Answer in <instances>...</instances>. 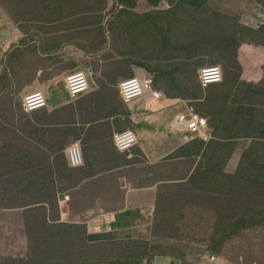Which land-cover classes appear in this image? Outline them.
Masks as SVG:
<instances>
[{
  "label": "trees",
  "instance_id": "16d2710c",
  "mask_svg": "<svg viewBox=\"0 0 264 264\" xmlns=\"http://www.w3.org/2000/svg\"><path fill=\"white\" fill-rule=\"evenodd\" d=\"M137 1L115 0L114 6L106 12L113 18L107 19L102 11L108 0H0L4 16L11 18L15 24L16 21L28 22L26 26L20 25L23 31L32 26L30 23L39 22L35 23V30L48 34L52 29L61 27L56 23L70 19H74L79 26L90 27V45L103 47L94 53H102L99 57L104 62L109 63L110 58L121 61L127 57L125 48H129L128 62L148 69L154 75V88L165 98L187 100L192 111L206 119L205 133L209 137L208 141L194 139L169 157H190L198 161L191 175L185 174L174 183L158 187L152 217V239L105 242L112 244L114 254H99L97 247L105 244L88 242L85 225L61 222L59 216H48L43 207H33L50 203L54 211L53 191L52 194L42 195L39 200H33L25 210L29 218L27 235L30 253L15 260L14 264H154L158 256L175 258L185 264V251L180 246L159 245L154 238L159 232L165 236L169 234L170 230L164 224L171 207H178L180 202L197 203L207 194L215 192L216 195L226 193L223 201L218 196L216 200L232 206L220 212L204 252L195 254L193 262L186 261V264H204L201 259L207 255L217 257L214 264H228L225 261L228 258L222 252L230 242L247 231H252L255 237L264 234V34L242 21L254 5L264 9V0H239L236 10L223 5L217 7L215 0H147L153 10L142 14L135 11ZM164 1L170 4L171 9L159 10ZM228 1L233 3V0ZM138 33L139 42L149 47L145 55L138 54ZM37 37L41 38L39 34L31 33L23 42L12 45L0 59L3 66L0 72L2 132L25 130L23 120L17 121L12 108L21 106L18 100L21 92L35 82L36 75L31 69L33 56L28 55V48L32 44L43 47V42H39ZM47 41L50 44L57 42L53 38ZM179 45L192 50L180 54L176 64L173 59L167 64L161 60L166 50L171 53L170 49ZM202 47L204 49L200 50ZM49 58L48 55H39L35 61ZM28 65L29 70L26 69ZM206 65L220 67L224 72L221 83L206 88L201 86L199 69ZM20 86L22 89L19 91ZM105 90L104 95L111 101L109 104H116L117 110L100 111L93 122L108 121L113 117L118 132L131 129L128 111L118 109L109 90ZM260 97L261 100H257ZM3 108L8 109L5 111ZM23 112L27 114L24 108ZM118 116L125 118H116ZM101 125L112 126L110 122ZM240 139L249 142L243 151L237 148ZM24 153L22 147L15 145L0 148L1 158L9 155L17 162H22ZM59 158L63 159V156ZM169 158L167 160H171ZM233 164V170H229ZM43 173L45 175L46 172ZM30 174L37 184H25L22 180L17 183L29 191L37 185H49L36 180L38 172ZM65 175L69 177L70 172ZM227 180L232 190L230 194L227 193ZM228 260L229 264H244L239 260Z\"/></svg>",
  "mask_w": 264,
  "mask_h": 264
},
{
  "label": "crops",
  "instance_id": "0c3cea01",
  "mask_svg": "<svg viewBox=\"0 0 264 264\" xmlns=\"http://www.w3.org/2000/svg\"><path fill=\"white\" fill-rule=\"evenodd\" d=\"M169 9L170 4L166 10ZM27 23L24 20L15 24L11 18L0 15V59L12 45L23 42L31 33L39 34L41 38H37L43 42L41 48L35 47V44L28 48V55L33 56L31 69L36 78L32 85L23 89L21 96L24 94V98L29 93L41 91L46 97L47 107L24 113L25 130H6V135L0 138L1 142L24 149L22 162L15 163L23 172L21 180L25 184L35 182L30 173L38 172V181L49 184L42 185L43 188L40 186L42 189L39 192L45 195L54 191L52 202L56 209L52 211L50 203H40L39 207H43L48 216H59L61 222L85 225L91 244L149 240L158 187L174 183L185 174L191 175L198 161L190 157L169 158L192 142L191 133L176 126L177 116L192 112L188 101L165 98L153 85L159 97L148 93L125 104L118 92L120 82L131 77H149L153 82L154 75L148 69L129 63L124 65L129 69L122 72L104 62L99 57L102 53H94L103 47L90 45V27L79 26L74 19L56 23L61 27L52 29L48 34L37 32L34 28L36 22L30 23L32 26L23 31L20 25L26 26ZM246 24L264 34V9L260 5H254L250 10ZM48 38L57 42L50 44ZM148 49V46L138 42V54L145 55ZM39 55L50 58L36 62L35 58ZM2 69L0 64V72ZM26 69L29 70V65ZM78 70L86 72L89 89L72 99L66 90L65 79ZM110 83L117 84L111 96L118 109L128 111L132 126L129 130L137 139L136 144L125 152L118 151L114 146L113 136L119 130L114 126L113 117L108 121L93 122L100 111L117 110L116 104L110 105L111 101L104 95ZM21 89L20 86L17 90ZM93 93L97 94L92 96ZM116 118L124 120L125 116ZM107 122L112 126L101 125ZM75 142L81 147L83 164L72 167L66 154L67 148ZM61 155L63 159L59 158ZM11 160L17 162L13 157ZM7 166L10 168L12 163ZM43 172H46L45 175ZM66 172H70L69 177H66ZM34 191L35 188L31 192ZM207 256L201 262L214 264L216 259L210 261L209 256H216ZM154 264L181 262L158 256Z\"/></svg>",
  "mask_w": 264,
  "mask_h": 264
},
{
  "label": "rangeland",
  "instance_id": "374dc122",
  "mask_svg": "<svg viewBox=\"0 0 264 264\" xmlns=\"http://www.w3.org/2000/svg\"><path fill=\"white\" fill-rule=\"evenodd\" d=\"M238 1L239 0H233L232 3L228 0H215L214 5L217 7L223 5L227 8H235L236 10ZM241 2L246 1L242 0ZM114 4L115 0H108L106 6V8H108H105L102 11L106 15L107 19L108 17L113 18L112 14L110 15L106 12L111 10ZM158 8L160 10H166L167 8H169V4L168 2L164 1L160 4ZM215 9L219 10L216 7ZM151 10H153V8L149 6L147 0L137 1L135 11L139 14L150 12ZM2 11L3 9H0L1 15H4V12ZM225 13L226 12H223V14ZM234 15L237 16V13L235 12ZM229 16L231 15L229 14ZM246 19L247 18H243L242 21L246 23ZM139 40L140 38L138 39V42ZM183 44H186V42H184ZM170 50L171 53L165 52L161 56V60L166 64L170 61V59H173V62L176 64L178 56L180 54L191 51L192 49L188 48L187 46L182 47L181 45H179L178 47H173ZM124 52L127 57H125L121 61L117 58H110L108 60L109 63L107 64L114 65V67L116 66L122 72L125 69L128 70L129 68L124 65L129 64L128 60L130 58H128V56L131 54V51L129 48H125ZM182 58L183 57H181L178 62H180ZM222 74H224V72ZM90 75L91 74L89 73L88 76ZM116 89L117 84L110 83L108 90L111 95L114 94ZM118 92L120 94L119 87ZM96 94L97 93H93L91 95L95 96ZM23 95L24 94H22L21 98H18L21 103V106H14L12 108V111L15 113L17 121L22 122L23 120L24 124L25 116L23 112L24 107L22 106ZM257 100H261V97ZM7 109L8 108H3L2 110L6 111ZM6 132L7 131L2 132L0 130V138L2 136H5ZM17 143L22 145L21 142L17 141ZM5 145H8L7 142L0 141V148H3ZM248 145L249 142L246 141V139L238 140V151L245 150ZM0 159L6 160L5 162L3 160V162L0 160V183L6 184L0 186V264H14L15 260L25 258L30 253L29 240L27 235V222L29 221V218L26 216L28 215V213H26L25 210L29 208V205L33 200H39L42 195L41 192H35L37 189H40L39 185L35 186L34 192H31L29 191V189L17 183V181L23 179L22 170L17 164H15L18 162H15L8 157H0ZM11 163L12 166L9 168L7 164L10 165ZM234 166L235 164L231 165V167H229L228 169L233 170ZM36 180L38 181L37 176ZM226 184L228 186V180ZM227 188V193H232L230 187L228 186ZM243 194L245 195V193ZM217 196L222 198L223 201L226 197V193L223 192L219 195H216V192L212 194H207L205 199L197 203L192 202L186 204L184 202H180L177 204L178 207H171L167 211V221L164 224V227L170 230L169 234L165 236L162 235V232H159L158 235L154 238L155 243L163 246H168L170 244H176L180 246L185 251V264L186 261H191L188 263H192L195 254H201L204 252L206 244L214 230L215 223L219 219L220 212L232 206L225 202L221 203V200H216ZM37 208H40L39 205H37ZM46 210H48V207H46ZM150 238H153L152 230ZM103 244H105V242L102 243V245ZM111 245L112 244L107 243L103 246L97 247V253L109 254L110 256H112V254H114V248ZM222 255L232 261L239 260L244 264H264V234L261 237H255L252 231H247L243 235H241V237H239L237 240L230 242L226 246L225 250L222 252ZM228 259H226L225 261L229 264Z\"/></svg>",
  "mask_w": 264,
  "mask_h": 264
},
{
  "label": "built area",
  "instance_id": "2783aa9c",
  "mask_svg": "<svg viewBox=\"0 0 264 264\" xmlns=\"http://www.w3.org/2000/svg\"><path fill=\"white\" fill-rule=\"evenodd\" d=\"M201 85L205 88L209 85L222 82V72L218 66H205L199 72ZM65 87L71 98H77L89 89V83L84 71H74L65 79ZM120 95L123 101L130 104L135 99L151 92L155 97H159L157 91L153 89L152 80L149 77H131L124 79L119 84ZM47 106L46 98L41 91H34L27 94L23 99V107L27 113L43 109ZM177 127L181 131H188L203 135L202 131L206 127V121L197 114H181L176 119ZM115 148L120 152L130 150L136 144V135L131 130L116 133L113 137ZM67 160L73 167L83 164V154L79 143H72L67 148ZM213 259V257H212Z\"/></svg>",
  "mask_w": 264,
  "mask_h": 264
},
{
  "label": "clouds",
  "instance_id": "9594fccd",
  "mask_svg": "<svg viewBox=\"0 0 264 264\" xmlns=\"http://www.w3.org/2000/svg\"><path fill=\"white\" fill-rule=\"evenodd\" d=\"M206 66H208V65H206ZM203 67H205V66H203ZM202 67V68H203ZM219 67V66H218ZM202 68H200L199 69V72H200V70L202 69ZM79 71H81V70H79ZM221 72H222V70H221ZM87 76V75H86ZM88 79V78H87ZM222 80H223V74H222ZM199 81H200V79H199ZM88 83H89V81H88ZM153 83V82H152ZM221 83V82H220ZM200 84H201V82H200ZM213 85H215V84H213ZM202 86V85H201ZM210 86V85H209ZM203 87V86H202ZM208 87V86H207ZM204 88V87H203ZM206 88V87H205ZM154 89V88H153ZM155 90V89H154ZM156 91V90H155ZM43 93V92H42ZM151 93V92H150ZM45 96V95H44ZM25 97V96H24ZM46 98V97H45ZM24 99V98H23ZM125 103V102H124ZM126 104V103H125ZM47 107V106H46ZM45 107V108H46ZM44 109V108H43ZM41 110V109H40ZM37 111V110H36ZM190 113H194V114H197V115H199L198 113H195V112H190ZM189 113V114H190ZM189 114H187V115H189ZM181 115V114H180ZM186 115V114H185ZM200 117H202L205 121H206V119L203 117V116H201V115H199ZM178 117V116H177ZM177 117H176V119H177ZM176 126H177V124H176ZM206 126H207V121H206ZM205 129H206V127L204 128V130L202 131V133H203V135H200V134H198V133H193V132H190L191 133V138H192V140H194V139H204V140H209V137L206 135V133H205ZM132 131V130H131ZM119 133V132H118ZM114 137V136H113ZM114 142V141H113ZM115 146V145H114ZM73 167V166H72ZM213 257V259L215 258L214 256H212ZM212 257L210 258V259H212ZM212 259V260H213Z\"/></svg>",
  "mask_w": 264,
  "mask_h": 264
}]
</instances>
